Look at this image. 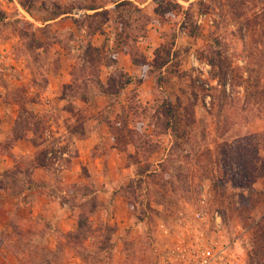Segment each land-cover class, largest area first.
<instances>
[{
  "label": "rangeland",
  "instance_id": "1",
  "mask_svg": "<svg viewBox=\"0 0 264 264\" xmlns=\"http://www.w3.org/2000/svg\"><path fill=\"white\" fill-rule=\"evenodd\" d=\"M115 1L0 0V264H264V0Z\"/></svg>",
  "mask_w": 264,
  "mask_h": 264
},
{
  "label": "built area",
  "instance_id": "2",
  "mask_svg": "<svg viewBox=\"0 0 264 264\" xmlns=\"http://www.w3.org/2000/svg\"><path fill=\"white\" fill-rule=\"evenodd\" d=\"M195 221L188 225L186 233L178 236L170 246L171 264H240L232 244L222 236L201 230L206 220L203 211L194 214ZM215 227H221V214H213ZM216 230V231H217Z\"/></svg>",
  "mask_w": 264,
  "mask_h": 264
},
{
  "label": "crops",
  "instance_id": "3",
  "mask_svg": "<svg viewBox=\"0 0 264 264\" xmlns=\"http://www.w3.org/2000/svg\"><path fill=\"white\" fill-rule=\"evenodd\" d=\"M120 1H121V0H117V1H115L111 6H112V7H116ZM135 1H136V0H135ZM136 3H138V2H136ZM146 3H147V2L145 1V2H143V4H141V5H142V6H143V5H146ZM98 9H99V8H98ZM98 9H97V10H98ZM28 16H29V18L33 19L29 14H28ZM113 18H114V17H113ZM45 23H48V22H45ZM44 25H46V24H44ZM44 25H43V26H44ZM122 65L125 66V68H128V67H129V68H131V69H132V67H133V68L136 67V66H134L133 64H130V65L128 64V67H126V66H127L126 64H125V65L122 64ZM129 68H128V69H129ZM2 116H4V115H2ZM39 197H40L41 199L44 198L42 195H39ZM115 203L117 204V206H119V205H122V203H124V201H123L121 198H117V199H115Z\"/></svg>",
  "mask_w": 264,
  "mask_h": 264
},
{
  "label": "trees",
  "instance_id": "4",
  "mask_svg": "<svg viewBox=\"0 0 264 264\" xmlns=\"http://www.w3.org/2000/svg\"><path fill=\"white\" fill-rule=\"evenodd\" d=\"M128 3V2H127ZM126 4V3H125ZM99 7H95L94 5L89 6V9H98ZM98 12V11H97ZM130 81V79L128 78L125 82L120 83L119 89H122L126 84H128ZM118 89V90H119ZM46 162V161H45ZM44 164V163H41Z\"/></svg>",
  "mask_w": 264,
  "mask_h": 264
}]
</instances>
